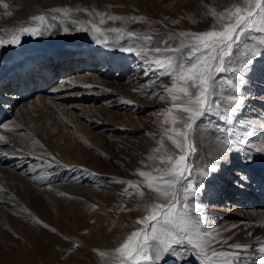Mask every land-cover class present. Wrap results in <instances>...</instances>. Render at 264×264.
I'll return each mask as SVG.
<instances>
[{
	"label": "rangeland",
	"instance_id": "1",
	"mask_svg": "<svg viewBox=\"0 0 264 264\" xmlns=\"http://www.w3.org/2000/svg\"><path fill=\"white\" fill-rule=\"evenodd\" d=\"M5 2L10 5L7 11L13 14L7 16L0 5V38L4 39L10 38L19 27L30 26L33 15L61 16L49 12L58 7L93 12V16H89L86 11H74L69 19L84 22L92 19L102 29L123 27L137 33L134 37L108 33L107 43L97 42L90 32L75 30L69 23L72 30L68 33L58 27L52 34L43 36L25 34L16 46H0V65L3 61H17L24 54L51 49L98 50L102 55L100 62L92 61L88 65L90 73L98 75L93 76L95 80L82 79L84 68L69 72L73 79L64 85L66 88L61 92L64 98L57 99L63 105L54 104L56 106L52 105L51 110L29 109L18 120L6 118L10 121L7 124L11 131L4 128L1 131L0 136L4 139L0 140V153L14 154L24 149L28 150L31 159L25 165H19L5 162L0 156V264H112V258L100 257L99 251H113L139 227L135 226L123 238L118 235L119 240L117 234L113 235L115 231H123L121 227L128 224L125 217L143 209L151 195L144 184H140V190L145 195L140 197L135 187L116 181H142L137 170H151L159 164L158 160L150 161L147 157L159 147L161 138L165 148H172L171 142L162 134L160 111L169 107L170 102L166 94L163 100L157 98L158 94L164 93L165 86H170V78L161 75L154 66L150 68L145 57L137 56L136 52L145 46L155 48L161 40H166L165 47H178L181 43L179 32L211 30L217 24L211 14L213 10L224 11L233 4H241L242 0ZM97 11L141 19L109 20L100 25L99 18L95 17ZM147 35L153 39L145 41L143 37ZM170 35L172 39L168 38ZM261 39H264V33L256 31L242 37L250 47L264 51ZM129 47L132 52L121 50ZM243 51L246 50L242 46L239 50L234 49V66L235 61H239L238 67L244 69L243 73L227 72L218 77L238 82L243 76L239 94L245 100L240 111L227 123L209 114L194 126L197 156L193 157L191 179L202 188L191 201H196L193 209L199 208L192 216L194 221H200L203 230L220 233L226 243L216 244V249L234 253L230 259L236 264H264V252L261 251L264 219L256 215L232 216L224 204L228 201L241 209L254 208L238 203V199L241 200L239 193L252 196L249 185L248 190H237L235 198L227 188L232 183L246 184L245 180H240L242 170L251 185L255 184V173L264 174V154L250 147L253 143L260 146L257 141L264 132V55H249L245 65ZM54 83L60 84L58 80ZM228 93L231 89H226L225 94ZM12 120L13 127L10 126ZM249 132L253 135L249 136ZM163 152L164 149L157 155H163ZM248 154L252 157L250 162L246 159ZM213 164L216 170L209 177L199 175L201 167ZM216 175L228 182L214 185ZM259 208L264 211V205ZM90 210H95L97 216L87 214ZM145 214L142 210L141 217ZM44 224L49 227L45 228ZM234 224L236 227L233 228ZM242 225L255 230L252 238L249 234L244 241L235 238ZM225 229L230 230L226 232ZM237 244L246 247H232ZM173 252L175 255H167L171 260L168 259L167 264H201V258L190 247L176 246ZM176 256L181 259L177 260Z\"/></svg>",
	"mask_w": 264,
	"mask_h": 264
},
{
	"label": "snow or ice",
	"instance_id": "2",
	"mask_svg": "<svg viewBox=\"0 0 264 264\" xmlns=\"http://www.w3.org/2000/svg\"><path fill=\"white\" fill-rule=\"evenodd\" d=\"M0 5L6 10L7 16H12L13 13L7 11L10 5L5 0H0ZM74 11H86L89 16H93V12L87 9L52 8L50 13L61 16L43 13L33 15L30 18L33 22L30 26L19 27L8 39L0 38V46H16L25 34L43 36L52 34L58 27L68 33L72 30L68 26L69 23L75 26V30L90 32L97 42L103 40L107 43L108 33L137 36V33L126 31L123 27L102 29L92 19L86 22L69 19ZM211 14L217 24L211 30L179 32L181 43L178 47H165L166 40H161L155 48L149 49L145 46L136 52L137 56L145 57V63L150 68L154 66L161 75L170 78V86H165L164 93L158 94L157 98L163 100L166 94L170 102L169 107L160 111L163 116L162 134L171 142L172 148H165L164 139L161 138L158 141L159 147L153 149L152 154L147 157L150 161L158 160L159 164L151 170H137L142 181H116L135 187L140 197L145 195L140 190V184H144L154 195L143 207L146 214L136 220L139 227L128 234L113 251H99L100 257H111L112 264H161L166 254L175 255L173 248L176 246L190 247L201 258V264H236L234 259H230L235 256L234 253L216 249V244L226 243L220 233L216 230H203L200 221H194L192 216L194 212H199V208L193 209L191 201L202 188L201 184L191 179L194 171L193 157L197 156L193 133L194 126L205 115L218 116L227 123L234 113L240 111L245 100V97L239 94L240 84L244 83L243 76L239 77L238 82L231 78L218 77L227 72L243 73L244 69L238 67L239 61H235L234 66V49L239 50L242 46L246 50L242 52L245 65L248 64L249 55H264V51L250 47L242 40V37L252 31L264 33V0H242L241 4H233L221 12L213 10ZM95 17L99 18L100 25L109 20L141 19L107 15L98 11L95 12ZM168 38L173 37L170 35ZM143 39L151 41L153 36L147 35ZM260 45L264 46V39H261ZM121 50L133 51L131 47ZM226 89H231V93L225 94ZM0 127L8 129V124H0ZM248 135L253 133L249 132ZM3 139L4 137L0 136V140ZM257 143L259 147L255 143L250 147L257 153L264 154V132ZM162 149L163 155H157ZM246 159L250 162L251 155H246ZM215 170V164L211 167H201L199 175L209 177ZM245 179L247 178L244 176L240 177L241 181ZM44 227L49 226L44 224ZM52 231L55 232L56 229L53 228ZM232 247L246 246L237 244ZM261 251L264 252V245L261 246ZM176 259L180 260L181 257L176 256Z\"/></svg>",
	"mask_w": 264,
	"mask_h": 264
},
{
	"label": "bare ground",
	"instance_id": "3",
	"mask_svg": "<svg viewBox=\"0 0 264 264\" xmlns=\"http://www.w3.org/2000/svg\"><path fill=\"white\" fill-rule=\"evenodd\" d=\"M101 59L102 55H100V51L98 50L82 51L79 49H51L47 52H37L35 54L28 55L24 54L14 62L12 60L3 61L0 65V124L10 122L6 119L9 117H12L13 120H18V118L22 117L23 114L25 115V112L29 111V109L51 110V108L53 107L52 105L54 104H57L59 107V104H61V102L59 103L58 100L64 98V95L61 93L66 88V86L64 87V85H66L65 83L71 82V80L73 79V76H69V72L84 68V70L86 71L85 75H82V79L84 78L95 80V77L93 78V76L98 75L90 73L88 65L92 63V61L100 62ZM124 74L125 73H123L122 75L118 74L117 78H119V76H123ZM55 80H58L60 84L54 85ZM30 96H32L33 98H30ZM114 100L116 101V99H113V102ZM38 103L39 105L37 106ZM2 120L6 121L2 122ZM13 120L11 121L12 125H10L12 127L14 124ZM2 130L3 127H0V133ZM27 152L24 151V149L23 151L21 150V152L14 154H10L7 151L8 154L6 152L0 153V156L5 162L25 165L26 163H28V159H31V157L28 156ZM240 174H242L241 176L247 178L243 170L240 172ZM254 175L255 184L251 185L247 181V179H245L246 184L239 182L232 184L230 183V187L227 188L229 194H231L232 197L235 198V195L237 194V192H239L237 190H243V188H246L248 190L250 186L249 189L253 190V192H251L252 196L239 193V197L241 198V200L238 199V203H242L244 207L251 206L254 208L241 209L239 206L233 205V203H229L228 201H226L224 204L228 207L226 210L228 211L227 213L240 218H247L249 216L256 215L260 219H264V211H261L259 208L261 205H264V174L257 172ZM218 178L220 179L219 175H216L214 185L228 182L224 178L220 180ZM153 195L154 194L151 193V195H149V198ZM195 202H192L191 204L195 206ZM142 210L143 209H138L136 211L130 212L128 217H125V220H127L128 222L127 226L121 227L123 228V231H115L113 235L117 234V236L119 235L123 238L125 237V235L130 233L135 226H138L136 224V220L141 217ZM87 214L92 215L91 217L97 216L95 210H90L87 212ZM243 215H245L246 217H243ZM116 229L118 230V228ZM253 230L254 229L252 228H250L249 230V227H247L246 225H242L239 228V231L236 233L235 238L239 237V240L241 239L242 241H244L248 239V234L250 238H252L255 232V230L254 232ZM255 234L257 235V233ZM119 236L117 237L118 240L120 238ZM167 255L168 254L164 256L161 264H167V260L169 259Z\"/></svg>",
	"mask_w": 264,
	"mask_h": 264
}]
</instances>
